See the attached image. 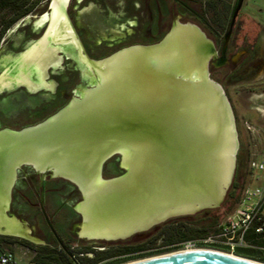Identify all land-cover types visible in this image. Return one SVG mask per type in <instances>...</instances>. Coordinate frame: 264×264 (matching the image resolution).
Returning a JSON list of instances; mask_svg holds the SVG:
<instances>
[{
    "label": "bare ground",
    "instance_id": "obj_1",
    "mask_svg": "<svg viewBox=\"0 0 264 264\" xmlns=\"http://www.w3.org/2000/svg\"><path fill=\"white\" fill-rule=\"evenodd\" d=\"M67 1L52 0V14L43 16L50 19L47 31L20 55L15 73L7 68L1 74L0 89L11 82L33 86L30 71L43 73L57 52L54 45L71 39L79 46L64 11ZM213 55L195 24L175 26L159 44L101 60L81 52L87 67L99 73L94 88L43 123L0 130L2 231L21 235L20 221L6 211L14 170L22 162L79 186L84 201L76 210L84 216L81 235L87 238H124L167 212L213 203L229 182L237 149L223 88L206 76ZM115 153L127 172L105 179L101 167Z\"/></svg>",
    "mask_w": 264,
    "mask_h": 264
},
{
    "label": "rangeland",
    "instance_id": "obj_2",
    "mask_svg": "<svg viewBox=\"0 0 264 264\" xmlns=\"http://www.w3.org/2000/svg\"><path fill=\"white\" fill-rule=\"evenodd\" d=\"M198 1L208 3L215 0ZM224 1L228 5L229 17L236 0ZM49 5V0H41L42 11L21 17L1 37L0 77L7 68L11 73H15V64L20 55L34 42L41 39V36L47 31L50 19L43 16L47 15L46 13L52 14ZM193 6L198 7L197 5ZM170 7L171 0H68L64 11L74 29L75 39L80 47L71 39L54 45L57 47V52L50 58L43 75L41 72L38 74L35 69L30 71L29 77L35 83L33 86L11 82L10 85L0 89V130L3 128L19 130L42 122L47 116L49 117L67 104L71 98L80 97L84 90L94 88L100 80L99 73L87 67L82 60L81 52L88 58L101 60L118 51L159 43L170 28V23L165 24L168 19L166 9ZM180 17V19H176L175 14L171 19L176 22L195 24L206 34L207 38L215 42L199 25L195 16L186 12ZM234 31L232 51L242 49L245 44H248L252 48V58L245 57L243 51L232 57L213 55L208 62V68L210 78L221 85L233 111L238 143L231 183L234 180L237 154H240L239 159L242 160V166L239 172L241 174L247 172L243 182L245 186L251 182L250 161L264 158V0L242 1ZM245 35L246 39L242 42ZM215 48H218L216 43ZM250 60L253 62L250 63ZM254 65H259V69L253 71L252 66ZM119 156V154H114L103 163V169H101L103 178H113L123 174L125 169L121 166ZM223 160L230 161L229 157ZM18 171V180L16 185H13L14 189L11 194L12 203L10 210L6 211V215L19 220L27 232L32 231L29 235L21 234L20 239L25 237L36 241L38 218L28 206L25 196L27 186L30 183L36 184L38 179H42L43 176L40 177L29 166H22ZM56 186L55 205L63 201L70 205L78 198L73 190L74 186L67 181H61ZM227 192L218 206L206 207L194 213L167 218L165 221L146 230L135 232L129 237L112 240L113 242L108 244L109 249L112 250L118 245L122 246L126 243L135 246L149 241L161 247L164 245V239L176 236L177 232L183 231L191 233V230L199 229L206 232L207 235H212L238 206V203L233 205L231 199H227ZM241 192L240 189L236 190L239 198ZM62 211L65 212L66 219L70 220L69 226L73 230L77 229V225H81V217L70 206L63 208ZM206 213L215 214L214 223L203 225L200 228L197 225L195 228L192 227L195 220ZM0 235L13 238L18 236L17 234H13L14 236ZM80 243L92 244L91 240H83ZM196 246L198 248H218L200 243H197ZM0 247L12 251L19 264H41L34 261L36 249L25 242L20 240H15L10 244L3 242ZM162 248L157 252L142 256H131L122 260L117 258L119 261L114 264H128L168 254L182 249L183 245H175L172 248L163 246ZM110 260L111 258H108L103 263H108Z\"/></svg>",
    "mask_w": 264,
    "mask_h": 264
},
{
    "label": "flooded vegetation",
    "instance_id": "obj_3",
    "mask_svg": "<svg viewBox=\"0 0 264 264\" xmlns=\"http://www.w3.org/2000/svg\"><path fill=\"white\" fill-rule=\"evenodd\" d=\"M193 5H197L198 7L195 8ZM211 5V6H210ZM235 6V5H234ZM234 8V7H233ZM167 15L168 19H166L165 24L167 25L170 23V27L176 21H172V17L176 14V19H180L182 14L190 13L191 15L195 16L198 20L199 25L204 28V31L208 33L213 40H211L214 44L215 55L218 57H232L234 54L243 51V55L245 57L250 56L252 58L253 52L251 51L252 48L248 44L244 45V48L238 49L236 51H232V45L234 42L235 36V22L232 26L230 35L227 40V44L224 47V37L229 29L231 15L233 9L231 11L230 16L228 17V5L224 0H215L213 2L209 1L208 3H203L198 0H171V7L167 8ZM239 13V11H238ZM238 15V14H237ZM237 18V17H236ZM170 29V28H169ZM169 31V30H168ZM244 40L246 39V35L244 36ZM215 43L218 45V48H215ZM250 63L253 60L249 61ZM232 64V63H231ZM259 65L252 66L253 71L255 69H259ZM210 77V76H209ZM211 79V78H210ZM213 80V79H211ZM214 81V80H213ZM216 82V81H214ZM217 83V82H216ZM219 84V83H217ZM220 85V84H219ZM221 86V85H220ZM224 91V90H223ZM48 117V116H47ZM22 166H29L37 174L43 178L38 179L36 184L30 183L27 186V194L25 196L26 201L28 202V206L34 211L35 215L38 218V226H37V237L36 241L34 239H26L25 237H21L20 239L19 234L16 237H5L8 244L13 241L20 240L21 242H25L29 244L31 247L35 248L38 254L46 253L47 251H55L61 253L66 257L68 261L67 264H101L108 258L110 259H117L120 260L124 258H128L131 256H142L145 254L157 252L162 247L165 248H172L175 245H182L186 241H201L205 239L207 236L206 232H202L203 230H191V233L177 232L176 236L167 237L163 241V246L155 244L154 242H147V243H139L135 246H131L130 244L126 243L122 246H117V248L109 249L110 243H112L114 239H105V238H87L81 235V225H77V229L73 230L70 227V220L66 219L64 215L63 208H67L70 206L72 210L81 217V213L77 211V206L82 200V193L80 188L73 182L62 178V177H55L50 172H39L33 166L30 165H22ZM20 166L18 170L22 167ZM103 169V168H102ZM17 170L16 181L18 180L19 171ZM39 177V178H40ZM16 181L14 186L16 185ZM64 181L72 184L74 192L78 195V198L75 202L67 203L63 201L62 203H58L55 205V189L57 188L56 185L59 182ZM14 186L12 190L14 189ZM11 190V194H12ZM12 203V195L10 196V206ZM216 220L215 214H204L198 220L196 219L193 223L192 227L195 228V225L200 228L201 226L210 225V223H214ZM82 223V222H81ZM190 222L188 223V225ZM201 224V225H200ZM27 232V230H26ZM22 234L29 235L32 231H28L27 233ZM206 233L202 236V234ZM9 236H14L13 233L8 234ZM33 237V236H31ZM145 237V236H144ZM24 239V240H23ZM27 240V241H26ZM83 240H91L92 244L84 245L80 243ZM151 240V238H148ZM87 246V247H86ZM86 247V248H85ZM85 250V251H84ZM12 252V251H11ZM13 253V252H12ZM14 254V253H13ZM15 255V254H14ZM16 256V255H15ZM109 256V257H107ZM60 261V260H59Z\"/></svg>",
    "mask_w": 264,
    "mask_h": 264
},
{
    "label": "built area",
    "instance_id": "obj_4",
    "mask_svg": "<svg viewBox=\"0 0 264 264\" xmlns=\"http://www.w3.org/2000/svg\"><path fill=\"white\" fill-rule=\"evenodd\" d=\"M251 182L242 189L238 206L212 235L201 241H186L180 250L198 248L197 243L213 245L218 250L237 253L241 250L264 251V158L249 163ZM0 264H19L17 257L0 249Z\"/></svg>",
    "mask_w": 264,
    "mask_h": 264
},
{
    "label": "water",
    "instance_id": "obj_5",
    "mask_svg": "<svg viewBox=\"0 0 264 264\" xmlns=\"http://www.w3.org/2000/svg\"><path fill=\"white\" fill-rule=\"evenodd\" d=\"M242 1L243 0H236L235 6L233 8L232 15H231V21H230L229 29H228L225 37H224V47L227 44L228 37L230 35V32H231L232 26L234 24V21H235V19L237 17L238 11L241 8ZM49 4H50L49 5V8L51 9L52 0H49ZM46 14H48V13H46ZM37 17L39 18V16H37ZM190 25H191V23H181V22H176L175 21L172 24V26L170 27L169 31L166 33L165 36H167L168 34H170L174 30L175 26L188 27ZM196 27L203 34V37L210 42V44H211V46L213 48V52H215L213 42L209 38L206 37V34L198 26H196ZM165 36H164V38H165ZM162 40H163V38H162ZM159 43H157V44H159ZM146 46H148V45H146ZM118 52H120V51H118ZM118 52H116V53H118ZM114 54H112L109 57H112ZM210 58H211V56L208 58L207 63H206V76H207V79H209L208 62H209ZM89 59L90 60H94V59H91V58H89ZM83 93L84 92H82L81 96L83 95ZM222 94H223V97L224 98H222L221 101L224 102L223 100H225L227 102L228 108H229V111H230V114H231V118H232L233 123H234V129H235V122H234V116H233V111H232L231 105H230V103L228 101V98L226 97V95H225V93H224L223 90H222ZM81 96L79 98H81ZM71 101H73V98H71L68 101L67 104H65L63 107H61L59 110H57L52 115L53 116H56V115L60 114L61 112H64L62 110H64L66 108V106ZM143 131H145V129ZM235 135H236V129H235ZM236 141H237V136H236ZM115 154H117V153H115ZM112 155L113 154H111L110 156H112ZM121 159L122 158H121V154H120V163L122 161ZM24 163L25 162H22V163L18 164L17 167L22 166ZM234 166H235V153H234L232 173H231V177L229 179V182H228L227 186H225L223 188V190H221V192L215 197V200H214L213 203H211L209 205H204V204L201 205L200 203H197V204L194 203V204H190L191 207L188 210H186V211L167 212L166 214H162L159 217H157L156 219L151 220V222L149 223V225H147V227H145L144 230L150 228L151 226H153L155 224H158L160 222H163L167 218L173 217L175 215L194 213V212H197L199 210H202L203 208H206V207H215V206H218L222 202V200H223V198H224V196H225V194H226V192H227V190H228V188H229V186L231 184V178H232V175H233ZM33 167L36 169V167L34 165H33ZM122 167L125 169V171L121 175H124L127 172V170H126V168L124 166H122ZM16 168L14 170V178H16ZM101 169H102V167H101ZM36 170H38V169H36ZM39 172H42V171L39 170ZM46 172H50L54 176L53 170L49 169ZM67 180L73 182L71 179H67ZM73 183H75V182H73ZM12 184H13V182H12ZM12 184H11V187H12ZM11 187H10L9 194H8L9 200H10V196H11V192H10L11 191ZM81 193H82V191H81ZM82 201H84V195H83V193H82V200H81V202ZM81 216H82V223H81V228L80 229L82 230V228L85 226V219H84V216L82 214H81ZM4 227H5V225L0 220V234H7V235L10 234L11 235L10 232L2 231ZM24 230H25L24 229V226L21 223V229H19V231L21 232V234H24L26 232ZM138 230L139 229H137V230L135 229V231H132L131 233L127 234L124 238L131 236V234H134L135 232H138ZM117 239H120V238H117ZM128 264H259V263H256L254 261L245 260V259H242V258H239V257H235V256H230V255H227V254H224V253H220V252H217V251L208 250V249H192V250H179V251H175V252H170L168 254L159 255V256H155V257L143 259V260L136 261V262H132V263H128Z\"/></svg>",
    "mask_w": 264,
    "mask_h": 264
},
{
    "label": "trees",
    "instance_id": "obj_6",
    "mask_svg": "<svg viewBox=\"0 0 264 264\" xmlns=\"http://www.w3.org/2000/svg\"><path fill=\"white\" fill-rule=\"evenodd\" d=\"M40 1L41 0H0V39L4 35L6 30L9 29V27L15 21L29 13L42 11L43 8L40 7ZM239 157L240 154H237V164L235 168L234 180L230 184V187L227 192V199L229 200L230 198L233 205H236L240 200L239 195L236 194V190H242L244 188L243 182L245 175L247 174V172L243 174L239 172L242 166V160L241 158L239 159ZM205 234L206 233L202 234V236ZM3 242L5 243L7 242V240L5 236L0 235V245H2ZM0 249H2V247H0ZM237 253L246 257L264 261V251L246 249L237 251ZM34 261L41 264L68 263L64 255L55 251H47L46 253L38 254V256L34 258ZM118 261L119 260L117 259H111L108 263L102 264H114Z\"/></svg>",
    "mask_w": 264,
    "mask_h": 264
},
{
    "label": "crops",
    "instance_id": "obj_7",
    "mask_svg": "<svg viewBox=\"0 0 264 264\" xmlns=\"http://www.w3.org/2000/svg\"><path fill=\"white\" fill-rule=\"evenodd\" d=\"M241 256H243V255H241ZM243 257H246V256H243ZM247 258H250V257H247ZM251 259H254V258H251ZM254 260L261 261V260H258V259H254ZM261 262H264V261H261Z\"/></svg>",
    "mask_w": 264,
    "mask_h": 264
}]
</instances>
